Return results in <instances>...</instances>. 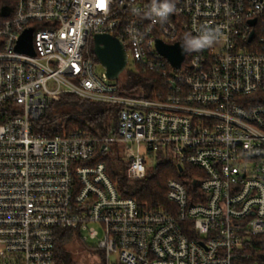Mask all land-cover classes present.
Masks as SVG:
<instances>
[{"label": "built area", "instance_id": "1", "mask_svg": "<svg viewBox=\"0 0 264 264\" xmlns=\"http://www.w3.org/2000/svg\"><path fill=\"white\" fill-rule=\"evenodd\" d=\"M174 2L160 23L142 14L148 0H0V264H56L55 231L85 242L93 224L105 264L113 253L116 264H264L253 252L264 236V0ZM26 29L33 54L16 50ZM202 30L216 44L178 68L157 49ZM96 34L123 43L122 73H156L159 89L116 95L122 73L115 84L97 75L88 51ZM62 94L119 106L114 130L35 134ZM109 152L129 181L156 158L191 166V178L168 179V205L153 207L122 195L94 159Z\"/></svg>", "mask_w": 264, "mask_h": 264}, {"label": "trees", "instance_id": "2", "mask_svg": "<svg viewBox=\"0 0 264 264\" xmlns=\"http://www.w3.org/2000/svg\"><path fill=\"white\" fill-rule=\"evenodd\" d=\"M119 36V35H118ZM93 41L88 42V51L91 59L97 63L93 54ZM159 75L151 72H143L139 69H128L125 73L124 86L119 88L115 94L123 97L149 98L150 92L158 90L155 86L159 81ZM119 106L109 105L101 102L82 101L74 94H62L60 99L49 103L43 116L33 124V131L44 137L52 138L64 136L68 133L80 130L88 132L93 136L107 135L114 130ZM95 161L104 163L110 180L117 184L125 197H134L153 207H166V182L168 179H176L182 182L189 180L188 175L191 166L183 165L182 172L176 168L171 161L156 158L153 167L148 169L147 175L138 181H129L125 176L123 161L113 152L105 155L97 153ZM74 232L72 229H57L54 237V249L56 264H72L65 246L72 241ZM259 244L253 252L264 254V236L256 239ZM86 245V243H84ZM91 249L94 246L86 245ZM97 254L104 262V254L98 251Z\"/></svg>", "mask_w": 264, "mask_h": 264}, {"label": "water", "instance_id": "3", "mask_svg": "<svg viewBox=\"0 0 264 264\" xmlns=\"http://www.w3.org/2000/svg\"><path fill=\"white\" fill-rule=\"evenodd\" d=\"M6 9H1V14H5ZM254 20L251 24H254ZM252 33L250 35V39ZM93 54L96 61L103 67L105 77L114 81L119 78V75L125 70L127 58L123 43L111 35L96 34L93 36ZM159 53L165 57L171 66L178 68L182 62L185 53L181 51L180 43L167 46L160 42L157 43ZM17 51L33 54L31 42V30L26 29L17 43ZM179 171L181 170L178 168Z\"/></svg>", "mask_w": 264, "mask_h": 264}, {"label": "clouds", "instance_id": "4", "mask_svg": "<svg viewBox=\"0 0 264 264\" xmlns=\"http://www.w3.org/2000/svg\"><path fill=\"white\" fill-rule=\"evenodd\" d=\"M174 0H148L142 14L149 19L164 23L175 12ZM217 42V35L211 30H202L199 35L185 33L180 40L183 53H192L210 48Z\"/></svg>", "mask_w": 264, "mask_h": 264}, {"label": "rangeland", "instance_id": "5", "mask_svg": "<svg viewBox=\"0 0 264 264\" xmlns=\"http://www.w3.org/2000/svg\"><path fill=\"white\" fill-rule=\"evenodd\" d=\"M129 61H131V59H129ZM95 68H96L97 75H101L104 72L103 67L98 62ZM125 73L126 72L121 74L123 75L120 80L121 82L124 81ZM112 83L114 84L118 83V80L112 81ZM90 227H92L93 229L97 231L98 233L97 238H94V239L89 238L85 242H83V240L80 239V237L74 234L72 241H70L64 248L65 252L68 253V255L70 256V259L72 260V264H103L101 257L97 254V252L100 250L96 248L91 249L86 246V245L95 246L96 243L100 239H102L103 231L96 224H93ZM84 243H86V245ZM109 261L111 264H116L118 261L117 255L115 253L111 254L109 257Z\"/></svg>", "mask_w": 264, "mask_h": 264}]
</instances>
